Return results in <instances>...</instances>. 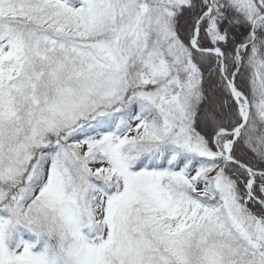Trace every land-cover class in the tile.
<instances>
[{"label": "snow or ice", "instance_id": "snow-or-ice-1", "mask_svg": "<svg viewBox=\"0 0 264 264\" xmlns=\"http://www.w3.org/2000/svg\"><path fill=\"white\" fill-rule=\"evenodd\" d=\"M0 264H264V0H0Z\"/></svg>", "mask_w": 264, "mask_h": 264}]
</instances>
